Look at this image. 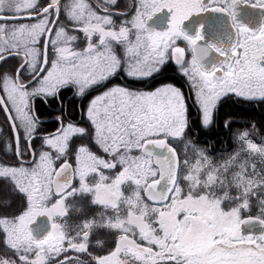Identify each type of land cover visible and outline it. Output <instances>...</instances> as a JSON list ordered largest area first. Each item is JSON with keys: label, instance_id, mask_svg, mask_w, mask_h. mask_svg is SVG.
<instances>
[{"label": "snow or ice", "instance_id": "snow-or-ice-1", "mask_svg": "<svg viewBox=\"0 0 264 264\" xmlns=\"http://www.w3.org/2000/svg\"><path fill=\"white\" fill-rule=\"evenodd\" d=\"M241 6L264 13V0H0L3 210L17 198L0 264H264V231L241 234L264 226V16L250 28ZM74 197L103 219L69 235ZM93 229L114 247L90 250Z\"/></svg>", "mask_w": 264, "mask_h": 264}, {"label": "trees", "instance_id": "trees-1", "mask_svg": "<svg viewBox=\"0 0 264 264\" xmlns=\"http://www.w3.org/2000/svg\"><path fill=\"white\" fill-rule=\"evenodd\" d=\"M184 92L186 88L183 89ZM256 115V118L259 120V113H254ZM194 115V111H193ZM235 127V126H234ZM191 135V134H190ZM206 138H215V134H211V137H209V134L201 133L200 139L204 140ZM223 138V137H221ZM182 148V145H181ZM179 150V149H178ZM222 190V189H221ZM16 200L17 198H13V206L11 208V211L14 212L16 207ZM253 209L257 208L256 204L258 201L253 200ZM66 205L68 206V210L70 213L69 218H65V221L63 222L66 231L69 233V235L75 234L76 231H73L74 228H78L79 224L86 218H95L97 220L103 219L102 215H97L98 208L89 206L86 199H79V200H68L66 202ZM90 242L94 246L90 250L93 251H99L98 242H102L103 245H106L107 247H114V244L112 243V234L109 233L106 230H100V229H93L91 236H90ZM6 249L3 246V243L0 240V254L3 256L6 254ZM127 264H134L132 260L128 261Z\"/></svg>", "mask_w": 264, "mask_h": 264}, {"label": "flooded vegetation", "instance_id": "flooded-vegetation-1", "mask_svg": "<svg viewBox=\"0 0 264 264\" xmlns=\"http://www.w3.org/2000/svg\"><path fill=\"white\" fill-rule=\"evenodd\" d=\"M254 2V0H253ZM125 3V0H120V4L123 5ZM239 13L240 14H243V16H239V19L242 20L245 24H247L250 28H256L259 26L260 22H261V17L264 16V13L261 12V10H254L252 9L251 7H244V6H241L240 9H239ZM217 18L219 16H216ZM215 17V18H216ZM198 21V20H197ZM220 21L224 24V31H225V35L224 37L222 38V40L227 43L228 40H227V34L229 32V29L227 27V20H225L224 18H221ZM226 28V30H225ZM191 32V31H190ZM206 40L209 39V38H212L213 37L210 35V34H206L205 36ZM179 46H184L183 42H180L179 43ZM212 55H215L214 53L211 54V62L213 63V56ZM211 63V64H212ZM210 64V65H211ZM117 80L123 84V83H128L131 87H134V88H145L147 90V84L146 83H141V82H133V81H126V80H120L119 77H117ZM186 90H185V95H188V89L187 87H185ZM190 103V102H189ZM51 110V109H50ZM194 111V110H193ZM78 118V117H77ZM2 126V125H0ZM49 128H53V125H48ZM82 139L81 137L77 136V137H74L73 138V141L72 143L75 145V144H78L80 142H82ZM3 141L0 140V144H2ZM8 157L5 155V153L0 150V161L2 160H7ZM79 199H83V197H74V198H68L66 200V202L68 200H79ZM65 202V203H66ZM4 205L2 203V200H0V217L4 216V215H11L12 211L10 210L9 212H5L4 210ZM15 211V210H14ZM252 211H255V212H246V213H242V215L246 218L248 215H251V216H256L258 214V208H254ZM257 213V214H256ZM70 217V213H69V210L67 211V215L65 218H69ZM65 218L61 221V223L63 224V222L65 221ZM77 230V227L73 229V231H76ZM247 235H250V234H247ZM245 235V236H247ZM1 239H2V235H0Z\"/></svg>", "mask_w": 264, "mask_h": 264}, {"label": "water", "instance_id": "water-1", "mask_svg": "<svg viewBox=\"0 0 264 264\" xmlns=\"http://www.w3.org/2000/svg\"><path fill=\"white\" fill-rule=\"evenodd\" d=\"M239 16H243V14H240L239 13ZM221 18H224V17H212V16H209L208 18V22H211L213 23V25H220V28L217 30L216 34L219 36V39L222 40V38L224 37L225 35V31H224V24L220 21ZM167 19V10H163L161 13H158L156 15V17H154V22L155 21H159V23H156L155 26L157 27V29H161L163 27H165L166 25L164 24V21ZM199 18L198 17H190L188 21H185L184 22V25L183 27L187 30V31H192L196 25V23L198 22ZM225 19V18H224ZM226 20V19H225ZM226 30V28H225ZM206 34H210L213 39H216V35H214L213 33H210V32H207L206 30V33H205V36ZM212 62H211V54L205 59L204 61V64H205V68H209L211 65ZM40 219H43L45 224H46V218H40ZM262 231H264V226H261L260 224L258 223H255L252 227H251V230H249V227L248 226H242L241 228V234L242 235H247V234H252L254 236H258Z\"/></svg>", "mask_w": 264, "mask_h": 264}, {"label": "rangeland", "instance_id": "rangeland-1", "mask_svg": "<svg viewBox=\"0 0 264 264\" xmlns=\"http://www.w3.org/2000/svg\"><path fill=\"white\" fill-rule=\"evenodd\" d=\"M89 2L95 4V3L97 2V0H89ZM179 148H181V146H179ZM179 148H178V149H179ZM252 210H253V207H252ZM252 210H251V212H255V211H252ZM256 214H257V213H256ZM0 240H1V242H2V241H3V237H2V239H1V237H0ZM2 257H3V256L0 254V258H2ZM130 260H131V258H129V260L126 259V260H125V264H127V262L130 261Z\"/></svg>", "mask_w": 264, "mask_h": 264}]
</instances>
